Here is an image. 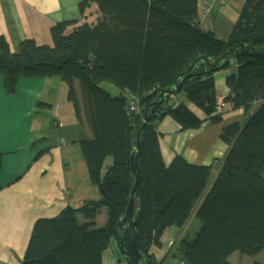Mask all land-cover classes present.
<instances>
[{
    "label": "trees",
    "instance_id": "16d2710c",
    "mask_svg": "<svg viewBox=\"0 0 264 264\" xmlns=\"http://www.w3.org/2000/svg\"><path fill=\"white\" fill-rule=\"evenodd\" d=\"M92 2L99 11L95 22L72 29L75 21L55 24L52 45L27 38L13 51L0 36V76L8 94L21 78L57 77L66 83L68 99L92 135L81 147L102 195L101 202L87 200L82 208L68 206L39 219L22 264H103L135 185L131 156L139 133L134 218L139 247L147 249L152 263L164 264L151 250L172 226L181 234L170 256L184 264H234V255H259L264 251V0H246L227 38L202 27L201 0H82L81 11ZM233 63L224 101L243 108L247 119L223 129L226 155L217 164L197 165L177 154L167 164L157 125L170 117L182 130L199 128L204 120L190 103L212 123L221 122L215 73ZM135 100L139 111L130 109ZM255 102L261 107L253 111ZM1 163L0 156V168ZM101 214L105 221L99 225Z\"/></svg>",
    "mask_w": 264,
    "mask_h": 264
},
{
    "label": "crops",
    "instance_id": "0c3cea01",
    "mask_svg": "<svg viewBox=\"0 0 264 264\" xmlns=\"http://www.w3.org/2000/svg\"><path fill=\"white\" fill-rule=\"evenodd\" d=\"M209 1L200 2L201 25L214 30L220 38H227L246 0H221L207 14L204 6ZM81 2L0 0V36L6 37L13 51L27 38L52 45L51 28L55 24L75 21L72 29L95 22L99 15L97 4L92 2L82 12ZM235 68L233 63L229 69L215 73L218 99L230 93L226 78ZM189 107L204 120L199 128L182 130L170 117L157 125L164 160L169 164L180 154L193 164H217L229 148L220 137L223 129L235 122L245 123L247 114L243 108L234 109L231 105L224 111L221 122L212 123L194 104ZM260 107L261 102H255L252 110ZM91 136L68 99L66 83L59 78H21L15 93L8 94L0 76V264H22L39 219L53 218L68 206L82 208L87 200L102 201L81 147V142ZM104 216L98 217L99 225L104 223ZM180 234L176 226L166 229L161 246L151 250L158 261L184 264L170 256ZM232 261L264 263V251L255 257L234 255ZM103 264H131L114 238L103 252Z\"/></svg>",
    "mask_w": 264,
    "mask_h": 264
},
{
    "label": "water",
    "instance_id": "95a60500",
    "mask_svg": "<svg viewBox=\"0 0 264 264\" xmlns=\"http://www.w3.org/2000/svg\"><path fill=\"white\" fill-rule=\"evenodd\" d=\"M162 100L160 103H162ZM149 121L147 113L145 114V124ZM144 127V126H143ZM142 127V128H143ZM140 133L138 134L137 146L131 156L132 170L136 174L135 185L132 190L130 202L127 206V211L123 217L120 218L115 227V238L118 240L120 249L122 250L125 258L131 264H153L147 256V249L142 251L139 247V234L136 229L135 215V198L134 194L137 192V184L141 177L140 166L138 160L141 153Z\"/></svg>",
    "mask_w": 264,
    "mask_h": 264
},
{
    "label": "built area",
    "instance_id": "2783aa9c",
    "mask_svg": "<svg viewBox=\"0 0 264 264\" xmlns=\"http://www.w3.org/2000/svg\"><path fill=\"white\" fill-rule=\"evenodd\" d=\"M218 2H219V0H213V3H212L211 5H207V6H205V7H204V11H205V13H207V14L210 13L211 10L214 9L215 5L218 4ZM228 106H231V104L225 102V101H224V98H220V99H219V102H218V104H217L216 112H217V113H223V112L227 109ZM225 107H226V108H225ZM130 109H131V110L139 111L138 108H137L136 100L133 101V102L131 103Z\"/></svg>",
    "mask_w": 264,
    "mask_h": 264
},
{
    "label": "rangeland",
    "instance_id": "374dc122",
    "mask_svg": "<svg viewBox=\"0 0 264 264\" xmlns=\"http://www.w3.org/2000/svg\"><path fill=\"white\" fill-rule=\"evenodd\" d=\"M225 108H226V107H225ZM111 162H112V159H111V160H107L106 165H110ZM104 219H105V216H104ZM114 239H116V238L114 237ZM116 240H117V239H116ZM117 241H118V240H117Z\"/></svg>",
    "mask_w": 264,
    "mask_h": 264
}]
</instances>
